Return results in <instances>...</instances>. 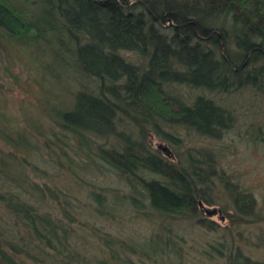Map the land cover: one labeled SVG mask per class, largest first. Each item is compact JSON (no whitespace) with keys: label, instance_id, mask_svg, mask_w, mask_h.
Returning a JSON list of instances; mask_svg holds the SVG:
<instances>
[{"label":"trees","instance_id":"16d2710c","mask_svg":"<svg viewBox=\"0 0 264 264\" xmlns=\"http://www.w3.org/2000/svg\"><path fill=\"white\" fill-rule=\"evenodd\" d=\"M30 2L33 15L0 0V37L46 43L56 58L66 54L74 71L92 84L76 90L70 106L55 112L58 128L85 147L92 137L115 136L120 149L100 148V158L121 179L131 207L132 200L144 201L162 218H198L201 205L212 203L207 190L214 177H221L209 157L202 154L187 166H175L132 142V129L117 130L133 121L141 136L151 129L173 142L163 125L212 138L227 129L231 114L211 98L197 95L188 104L165 86L184 84L210 93L226 92L232 85L261 89L264 0ZM122 52L135 53L143 62L132 63ZM14 145L16 151L32 148L25 138ZM11 157L0 159V264H132V256L144 263L171 258L175 245L168 237L157 234L138 243L101 231L96 239L102 255H82L71 242L79 219L69 195L44 181L47 172L40 165ZM233 190L228 192L239 219L264 218L255 213L250 193ZM91 197L96 215L109 213L104 195L92 192ZM197 222L214 229L212 222ZM211 248L226 264H264L239 250L225 254L223 244Z\"/></svg>","mask_w":264,"mask_h":264},{"label":"rangeland","instance_id":"374dc122","mask_svg":"<svg viewBox=\"0 0 264 264\" xmlns=\"http://www.w3.org/2000/svg\"><path fill=\"white\" fill-rule=\"evenodd\" d=\"M7 1L31 10L33 15L30 0ZM229 49L234 46L229 44ZM122 54L132 63L143 62L135 53ZM90 82L74 71L66 54L56 58L46 43L26 44L20 39L0 37V159L27 157L46 170L44 181L69 195L68 201L79 219L73 226V247L87 258H95L104 249L96 239L99 231L138 243L158 234L160 239L168 237L174 243L171 258L144 263L132 256V264H226L211 248L220 244L225 245V254L239 250L253 261L264 263V218L239 219L228 192L236 188L250 193L255 213L264 217V84L261 89L232 85L226 92L215 93L184 84L165 86L167 92L188 104L197 95H204L231 114V125L214 138L163 125V132L173 139L169 142L151 129L141 136L133 121L132 126L125 123L118 127V133L132 129V142L172 165L187 166L189 160H198L202 154L213 162L221 177H214L207 190L211 205L202 204L198 218L182 220L160 217L143 200L141 204L132 200V207L129 205L121 179L100 158V148L120 149L115 136L92 137L89 147H85L58 128L55 112L70 106L76 90L90 89ZM24 138L32 148L16 151L14 141ZM90 192L105 196L108 214H95ZM206 209H215L216 213L209 216ZM199 219L212 222L214 229L199 225Z\"/></svg>","mask_w":264,"mask_h":264},{"label":"water","instance_id":"95a60500","mask_svg":"<svg viewBox=\"0 0 264 264\" xmlns=\"http://www.w3.org/2000/svg\"><path fill=\"white\" fill-rule=\"evenodd\" d=\"M159 147H163L162 145H160ZM206 213L210 216V215H214L216 213V210L215 209H211V210H205Z\"/></svg>","mask_w":264,"mask_h":264}]
</instances>
